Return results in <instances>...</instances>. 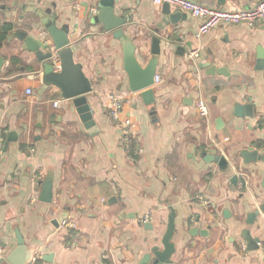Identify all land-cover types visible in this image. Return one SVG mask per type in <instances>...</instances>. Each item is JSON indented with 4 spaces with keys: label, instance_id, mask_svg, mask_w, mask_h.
<instances>
[{
    "label": "crops",
    "instance_id": "1",
    "mask_svg": "<svg viewBox=\"0 0 264 264\" xmlns=\"http://www.w3.org/2000/svg\"><path fill=\"white\" fill-rule=\"evenodd\" d=\"M98 1L33 0L69 31L74 61L92 85L87 96L98 133L91 135L72 100L44 83L35 53L13 36L17 30L37 41L46 35L39 17L27 11L32 0H0V25L13 26L0 41V258L17 247L19 229L33 256L42 255L37 264H139L161 244L175 212L172 264H264V213L249 222L264 203V69L257 68L264 25H220L197 39L201 20L180 9L171 7L180 13L177 23L159 27L163 6L116 0L115 13L127 18L124 31L142 65L150 59L154 33L161 37L151 86L155 102L147 104L141 92L129 90L120 41L94 20ZM197 1L238 10L262 0ZM195 49L197 58L189 60ZM109 93L122 98L123 114L137 123L135 141L144 152L136 160L120 143L108 113ZM200 97L209 119L197 111ZM247 104L254 116L239 109ZM214 142L225 167L205 158L222 155L204 150ZM245 151L259 158L247 160ZM48 173L51 203L40 199ZM71 231L80 236L76 248L67 245ZM245 232L262 246L249 250Z\"/></svg>",
    "mask_w": 264,
    "mask_h": 264
},
{
    "label": "water",
    "instance_id": "2",
    "mask_svg": "<svg viewBox=\"0 0 264 264\" xmlns=\"http://www.w3.org/2000/svg\"><path fill=\"white\" fill-rule=\"evenodd\" d=\"M116 0H99L97 6L99 13L94 16L95 22L104 24L107 31H112L116 39L122 45L123 50V67L128 75L129 90L132 92H141L144 101L147 104L155 102L154 90L151 86L155 83V76L157 73V66L159 63V56L161 54V37L154 33L150 47V59L146 65H142L138 59L136 45L133 40L125 34L124 26L127 22L125 16L116 15L115 13ZM16 1L15 4H17ZM28 12L34 13L39 17V25L43 27L47 33L41 40L37 41L27 32L17 30L14 32V37L25 41L26 47L31 52L35 53L37 61L41 64L43 73V81L48 85H55L62 90V95L66 99L72 100L77 112L79 113L85 128L91 135L98 133V127L93 117L92 107L89 103L88 94L92 91V85L83 73L82 66L74 61L73 48L69 39V31L66 28H58L52 19L49 10L40 9L32 0L27 7ZM164 17L160 23L164 27L169 23H177L179 12H173L170 5L165 4L162 9ZM47 42L52 44L48 46L47 50L42 47ZM58 57L61 63V69L56 71L53 64V58ZM257 68L264 69V51L261 50L258 55ZM5 59L0 58V67L3 66ZM212 73L216 71L212 68ZM224 70V69H222ZM239 109L247 111V115L254 116V107L247 104ZM222 123V119L218 120V124ZM243 156L247 160H256L259 155L256 151H245ZM206 160L218 162L222 167L228 164L225 155L206 154ZM40 199L43 202L51 203L53 201V174L48 173L46 179L42 182V189L40 192ZM228 211L225 210V213ZM261 213H264V203L260 210H255L249 215V222L254 223L256 218ZM175 212L169 216L167 230L161 239L160 245L153 246L148 253H146L139 264H172V256L176 252L175 244L172 238L175 233ZM64 220V219H63ZM204 232V231H203ZM17 247L5 257L0 258V264H29L31 262L33 253L28 248L25 240L19 229L16 230ZM244 239L248 243L249 250L259 249L261 246V239L254 237L250 232H245Z\"/></svg>",
    "mask_w": 264,
    "mask_h": 264
},
{
    "label": "built area",
    "instance_id": "3",
    "mask_svg": "<svg viewBox=\"0 0 264 264\" xmlns=\"http://www.w3.org/2000/svg\"><path fill=\"white\" fill-rule=\"evenodd\" d=\"M154 4L158 7H162L165 4L170 5L180 9L190 16L200 19L201 23L196 31V38L200 39L203 35L208 33L210 30L225 24H246L249 27H255L257 25H264V0L259 1L255 6L246 9L238 10H225L213 6L203 4L197 0H153ZM93 14L98 13V9L93 7L91 9ZM198 50H192L188 54L189 60H195L198 56ZM53 64L56 71L61 69V63L58 57L53 58ZM157 81L159 78H156ZM31 90H28V94L31 93ZM108 97V113L111 120H113L116 127L119 128L121 132L120 143L125 145L127 151L129 152V158L131 160H136L144 152L143 147L137 141H135L137 133V123L130 115H124V104L122 98L115 95L114 93H109ZM58 102H55L54 105H57ZM196 108L199 115L202 118L209 119L210 109L206 102V99L200 97L196 100ZM0 141V158L4 152V139L1 138ZM216 149L222 152V148L219 143L214 142L213 145H207L204 150L208 151L209 149ZM202 153V151H200ZM43 173L35 174L33 179L38 182L42 177ZM200 199H203L200 196ZM150 217L144 216L141 221L148 223ZM62 226L71 227L73 226L67 221L62 222ZM80 242V236L78 232L71 231L68 236L67 245L69 248H76ZM260 246H262L260 244ZM264 248V246H263ZM3 252V248L0 246V253ZM42 258V255L32 256L31 264H37V261Z\"/></svg>",
    "mask_w": 264,
    "mask_h": 264
},
{
    "label": "trees",
    "instance_id": "4",
    "mask_svg": "<svg viewBox=\"0 0 264 264\" xmlns=\"http://www.w3.org/2000/svg\"><path fill=\"white\" fill-rule=\"evenodd\" d=\"M13 26L11 24H2L0 25V41L4 40L9 32L12 30Z\"/></svg>",
    "mask_w": 264,
    "mask_h": 264
}]
</instances>
